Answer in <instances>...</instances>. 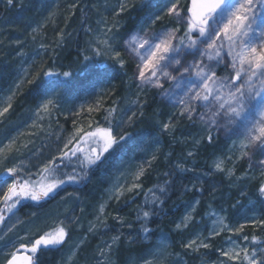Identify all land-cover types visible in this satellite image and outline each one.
Instances as JSON below:
<instances>
[{
    "label": "rangeland",
    "instance_id": "obj_1",
    "mask_svg": "<svg viewBox=\"0 0 264 264\" xmlns=\"http://www.w3.org/2000/svg\"><path fill=\"white\" fill-rule=\"evenodd\" d=\"M90 1L93 9V28L89 38V41H92V55L104 62L105 69L102 71L104 73L112 64L116 68L125 70L123 81L126 82L127 93L119 104L115 103L107 108L104 103L108 101V95L112 91L107 93L109 86L107 89L99 88L102 81L94 85L96 87L93 91L88 89L78 93L77 86L74 87L70 83L66 86L60 84L71 77L43 75L44 72H52L59 66L53 59L55 57L53 49L69 37L71 33L67 25L69 14L77 6L83 5V0H14L11 6L7 4V0H0V111L8 108L7 112L0 115V149L12 148L8 153V159L0 161V182L4 180L11 182L5 173L8 167L20 169L19 179L39 176L33 183L40 180L41 176L38 173L49 159L60 155V149L69 139L77 135L78 129L96 131L98 128H111L114 135L129 133L124 141L115 146L111 155L105 154L106 160L88 171V178L83 182L65 183L39 201L31 199L20 201L15 210L6 216L5 224L0 225V235L4 237L0 240V264H3L8 254L15 251L20 244H27L34 239L38 231L50 232L58 226L70 228L71 239L61 248H49V253L41 251L40 258L45 257L41 264H65L71 249L81 240L85 243L74 264H97V261L100 264H107L109 258L99 256L97 251L99 248L112 243V237L116 235L121 236L122 242L119 245L124 246L128 245L129 236L135 238L131 229V216H116L108 210L109 206L117 205L132 192L125 191L118 200L109 199L114 187L122 185L127 188L139 183L141 177L137 180L136 173L141 167L146 171L154 161L160 159L165 162L169 158L173 167L180 163L184 168L190 169L180 172L175 167L179 173L175 182L179 194L200 185L205 193H209V197L205 201L203 213L194 218L187 228L178 229L177 225L181 224L184 217L189 214L195 216L197 205L200 203H196L197 199L189 203L169 230L160 231L151 244H161L166 248L167 253L178 254L168 258L170 264H174L177 259H180L182 264H238V261H229L222 252L231 251L237 246L251 248L253 245L249 241L253 235L259 240H264V224L259 223L264 221V203L254 199L255 193L249 194L252 199L247 192L253 183L259 182L261 172L264 171L256 165V161L261 157L258 153L252 155L251 163L256 165L255 167H249L247 157L238 159L243 151L240 142L243 140L245 129L240 128L237 134L232 135L224 128H217L208 123V118L211 116L209 108H198L199 113L208 114L205 116V121H201L199 115L195 117V124L181 117L180 105L177 101L183 95L182 83L177 86L176 80L164 77L159 72L157 79L163 84V88H158L154 84L141 85L137 80V64L141 61L130 51L125 42L134 35L151 39L155 33L169 32L176 28L180 29L177 35H183L186 25L178 24L175 16L167 14L171 0ZM121 2L127 5L124 12H120L119 9ZM180 4L183 14V11L190 6L188 0H180ZM132 9H141L144 16L134 29L127 31L126 23L123 22L124 15ZM157 16L160 19H156ZM98 21L106 23L98 24ZM105 28H112L110 35H114L111 42L114 51L97 55L94 51L95 41ZM146 48L147 45L145 49H140L137 45V51L141 53H144ZM117 51L120 53L119 59L123 62V67L115 59ZM228 51V46L225 45L221 56L226 57ZM180 58L182 63L193 62L192 56L187 53H182ZM51 59L54 61L52 67H50ZM204 62L216 67L219 76L230 75L228 71L221 70L223 63L219 66L215 65V58L212 61L205 59ZM177 68L179 66L173 64L166 70L172 76L179 78L180 72ZM29 80L33 82L29 83ZM53 83L57 85L59 92L57 96L52 94ZM29 89L34 93L28 94V104L18 112H14L13 104L16 97L23 95ZM151 92L157 95L155 98L160 105L153 111L154 113L146 115L144 107L148 103L146 98ZM226 93L227 89H224L222 94ZM111 94L114 96L113 92ZM49 98L54 100V105L49 111L44 112L40 105ZM89 107L94 110L89 112ZM113 109L115 111L109 115V111ZM140 112H143L142 116ZM133 113H136V116L129 123V117ZM97 115H99L98 119ZM257 118L259 119L258 116ZM165 122L172 123L175 129L173 135L162 129L161 125ZM145 123L148 124L144 125ZM232 127L229 125V128ZM137 132H140L139 136ZM211 132L215 137L221 138L224 144L221 147H213L214 150L211 152H203L202 141ZM134 134L138 136L135 139H133ZM96 139L99 141V137ZM195 140H200V143L195 144ZM100 143L102 145V142ZM95 144L96 142L90 141L89 145L84 146L85 152L89 146ZM188 152H192L193 156L189 157ZM153 155L157 157L156 160H153ZM225 157L231 158L226 159L224 164L225 168L232 170L231 178L226 173L216 172L213 167L217 158ZM58 162L59 160L56 163L59 169L55 173L56 177L66 178L61 174L71 173L74 168L80 170L75 157L71 161L63 160L59 165ZM220 182L222 185L216 187ZM0 186V196H2L6 191V185L0 183ZM241 190L246 193L247 199H243ZM102 204L106 207L101 215L99 208ZM193 208H195L194 212ZM98 215L105 222L109 217L112 218L115 223L112 227L115 234L106 239H96L87 247L86 244L91 238L97 237L102 227L97 223ZM117 217L123 222L121 219H115ZM221 218L223 224L215 223ZM90 224H96L97 230L93 233L88 232ZM191 225L193 226L189 231ZM9 227H12L10 232ZM213 232L219 234H212ZM245 236L249 237V241L244 240ZM192 240H196L197 244L201 241L208 243L209 248L200 247L198 251L185 249L183 245ZM113 247L114 252L110 259L112 264H119L115 255L119 246ZM145 251L146 249L137 256L145 254ZM93 253H96L95 258ZM197 254L206 255L205 257L209 259L214 256L216 258L211 262L195 263L191 257H196ZM52 257L54 258L48 259ZM136 257L131 256L126 262L130 259L134 261Z\"/></svg>",
    "mask_w": 264,
    "mask_h": 264
},
{
    "label": "snow or ice",
    "instance_id": "obj_2",
    "mask_svg": "<svg viewBox=\"0 0 264 264\" xmlns=\"http://www.w3.org/2000/svg\"><path fill=\"white\" fill-rule=\"evenodd\" d=\"M13 3L14 0H7L9 6ZM126 8V3L121 2L119 4L120 12H124ZM167 14L175 16L178 24L186 25L183 35H177L180 29L176 28L169 32L155 33L151 39L134 35L125 42L130 51L135 53L141 61L137 64V80L140 81L141 85L154 84L158 88H163V84L157 79L159 72L164 77L176 80L177 86L182 83L183 95L177 101L180 105L179 115L192 121L193 124H195L197 115L201 121H205V116L208 114L198 112V108L205 107L209 108L211 112L207 122L217 128H224L232 135L237 134L240 128L245 129L243 140L240 142V148L243 151L238 159L247 157L249 167L259 165L264 169V0H192L191 7L183 11V14L180 0H171L170 6L167 7ZM156 19H160V17L157 16ZM102 22L106 23L105 21H98L97 23ZM88 31L91 32L92 29H88ZM110 33H112V28H105L96 38L95 54L100 55L114 51L111 43L114 35H110ZM86 43L91 47L92 41ZM137 45L140 49H145L147 45L145 52L137 51ZM225 45L228 46L229 51L226 57H222L221 52ZM182 53L192 56L193 62L191 64L182 63L180 58ZM119 58L120 53L117 51L115 52V59L123 67V62ZM214 58L215 65L219 66L223 63L222 70L228 71L230 75L219 76L216 67L204 62L205 59L212 61ZM89 59L88 56L84 57L85 61ZM173 64L179 66L177 68V71L180 72L179 78L172 76L166 70ZM43 75L53 76L55 74L44 72ZM61 75L70 78L72 73L65 71ZM33 80H29V83H32ZM69 83L70 81L67 79L60 82L61 86H66ZM52 89L53 96L59 95L56 84H52ZM224 89H227L226 94H222ZM53 105L54 100L49 98L40 105V108L47 112ZM93 110L91 107L88 109L89 112ZM7 111L8 108L6 107L0 111V115ZM114 111V109L109 111V115H112ZM140 115L142 116L143 112H140ZM134 116L136 113L129 117V123L132 122ZM229 125L233 127L229 128ZM161 127L169 135L174 134L175 129L171 122H165ZM128 135L127 132L114 135L111 128H98L96 131L78 129L77 135L69 139L60 149V155L49 159L44 165L38 173L41 179L35 183L30 179H19L20 169L17 167L6 168L5 173L11 182L9 183L8 180L0 182L6 185V191L0 196V202L4 204V207L0 208V225L5 224V212L12 213L22 199L39 201L48 197L50 193L55 192L65 183L79 184L86 180L88 171L106 160L105 154L111 155L115 146L124 141ZM97 137H99V141H97ZM206 139L208 143H212L215 138L209 134ZM90 141H94L96 144L89 146L85 152L84 146L89 145ZM194 143L199 144L200 140H195ZM11 151V147L6 150L0 149V161L7 160L8 153ZM257 153L261 158L256 161V165H253L251 163L252 155ZM187 155L191 157L193 153L188 152ZM73 157L78 161L80 170L77 171L74 168L71 173L61 174L62 177L66 178L56 177L55 173L59 171L56 167L57 161H71ZM156 159L157 157L153 155V160ZM226 159L231 158H217L213 167L216 172L226 173L231 178L233 176L232 170L224 167ZM175 167L180 172L190 171L180 163L176 164ZM144 174L145 169L141 167L136 173V179L138 180ZM164 175L170 177L172 174L165 173ZM170 184H174V181L165 180L162 185L156 187V190L149 189V192L152 193V207H146L138 213L137 219L141 223L140 230L136 233L135 238L129 236L127 241L129 245L150 241L153 233L148 223L151 217L156 214L155 206L164 203L161 195L169 190ZM141 187L140 183H134L127 188L117 185L109 199L118 200L125 191L133 192ZM200 190L203 191L202 188ZM157 192L161 195H157ZM241 194L246 195L243 190H241ZM255 194L258 198H264V171L261 172ZM196 203L198 204L199 201ZM105 207L104 204L100 206L99 213L101 215ZM194 211L195 208H193ZM193 220L194 217L189 214L184 217L181 224L177 225V228H187ZM121 222H123L122 219ZM97 223L101 226H107L106 222L101 220L100 215L97 216ZM215 223L223 224V219L221 218ZM259 223L264 224V221ZM12 227L8 228L9 232L12 231ZM96 230V224H90L88 232L93 233ZM212 234L219 233L213 232ZM3 238V235H0V240ZM69 239H71V229L64 226H58L50 232L38 231L34 239L27 244H20L18 249L10 252L4 264H35L33 257L38 256L42 249L61 248L68 243ZM244 240L249 241V237L245 236ZM121 242L120 235L113 236L112 243L97 250L99 256H107L109 258L107 264H112L110 257L114 252L113 246H119ZM249 242L253 245L251 248L237 246L233 247L231 251H223L222 255L227 257L229 261H238V264H264V240H259L253 235ZM84 243L85 241L81 240L71 249L65 264H74ZM183 247L198 251L200 247L209 248V244L203 241L197 244L196 240H192ZM20 249H24V252L22 253ZM95 255L96 253H93V258ZM172 255L178 254L167 253L166 248L161 244L149 243L146 246L145 254L137 256L134 261L130 259L126 264H170L168 258ZM97 264L100 262L97 261ZM174 264H182V261L177 259Z\"/></svg>",
    "mask_w": 264,
    "mask_h": 264
},
{
    "label": "trees",
    "instance_id": "obj_3",
    "mask_svg": "<svg viewBox=\"0 0 264 264\" xmlns=\"http://www.w3.org/2000/svg\"><path fill=\"white\" fill-rule=\"evenodd\" d=\"M83 5H79L74 10L71 11L73 13L72 18L68 20V29L71 30L70 35L67 39H65L60 44H57L55 48L53 49V53L55 55L54 59L56 62H58L59 66L54 68L52 73L54 77L63 78L64 76L61 75L62 72L68 71L72 73L70 80V84L72 86H77V89L79 90L78 93L90 89L93 91V89L96 87L94 85H98L99 81L101 82V85L99 88L104 87L108 88L109 93L110 91L113 92L114 97L118 95L117 98H122L123 93L122 89L124 88L123 84V78L125 75V70L123 68H116L113 64L110 67H107V71L104 73L102 72L105 67H103L104 62L100 59H98L96 56H88L90 57L89 60H84V54L86 52V44L85 41L88 40L91 36V32L88 31V29H92V23H93V9H92V3L90 0H83ZM70 13V14H71ZM141 9H132L129 11L126 15H124V21L126 23L125 30L131 31L134 29L140 21L143 19ZM76 23L77 25L74 26V28H71L73 23ZM85 39V40H84ZM83 61L84 63H81ZM72 64V66H69ZM84 64H86L84 66ZM222 70V69H221ZM220 72V71H219ZM92 84V85H91ZM28 92V93H26ZM23 93V95L16 97L14 104H13V111L18 112L21 108L25 107L28 104V94L32 95L34 93L33 90H28ZM111 92V93H112ZM109 95H112V94ZM156 95V94H155ZM157 96V95H156ZM115 101H117L116 98L114 100L108 99L104 103V106L111 107L115 104ZM111 105V106H110ZM160 105V102L154 97L150 102L147 103V105L144 107V111L146 114H150L153 111H155ZM103 110V109H101ZM154 113V112H153ZM99 118V115H97V119ZM148 123H145L144 125H147ZM138 136L140 135V132L136 133ZM214 138V133H209ZM208 134V135H209ZM207 135V136H208ZM134 134L133 139L138 137ZM206 136V137H207ZM205 137V142L207 145L203 144L202 149L212 148L215 147L214 144L208 143L207 139ZM171 159H167V161H161L158 159L156 161V164H153L149 166L144 176L141 179V182L146 181H154V183L158 185H162L165 180H172L174 181L175 177V171L173 169V166L170 163ZM61 163V161L58 162V165ZM242 164V163H241ZM57 165V166H58ZM165 173H171L172 175L165 176ZM157 176V177H156ZM39 177V176H38ZM36 178H28L32 182L36 180ZM176 181H174L175 183ZM256 183H253L252 186L249 187V194L255 193L256 189ZM169 190L161 195L159 192H157V195H161V199L164 200V203L162 205L157 204L155 206L156 214L151 217L148 226L152 229V237L150 241L147 243H144L145 241L135 244V245H119L118 249L115 251V255H117V262L119 264H123L126 262L128 258L131 256L136 257L140 252L146 249V246L149 243H153L155 240V237L159 234L160 231H167L169 230L175 223L176 220L179 218L181 213L183 212V206H186L187 203L192 202L193 200L197 199L201 206L197 212V215L202 212L203 213V207H205V201L208 199V194L205 193L206 191L203 189V191L196 189L193 187V189L190 192H186L183 194L177 193V195L174 196L173 193V184H170L168 186ZM156 190V189H153ZM247 195V196H248ZM257 199V201L260 203L261 201L264 203V198H258V196L254 195ZM246 195H244V198ZM132 200V202H130ZM151 200H152V193L149 192H139L136 193L133 196H126L124 197L121 202H119L117 205L109 206L108 210L112 214L116 216H131V229L133 230L135 236L136 233L140 230L141 223L137 219L138 213L142 212L146 207L151 208ZM133 204V205H132ZM29 206V205H27ZM135 206V212L132 213L130 211V207ZM4 204L0 202V208H3ZM15 210V209H14ZM137 211V212H136ZM9 213L5 212V217ZM196 216V215H195ZM197 217V216H196ZM106 227L102 226L101 229H99V232L97 234V237H93L90 239V241L86 244L87 247L92 245L96 239H106L112 235H114V230L112 227L115 226V223L113 222L112 218H108L106 222ZM112 229V230H111ZM85 248V247H83ZM43 252H49V248L46 250H42ZM40 253H38V256H34L33 259L35 261V264H41V258ZM216 258V256H214ZM213 257H210L206 260V262H211L215 260Z\"/></svg>",
    "mask_w": 264,
    "mask_h": 264
},
{
    "label": "bare ground",
    "instance_id": "obj_4",
    "mask_svg": "<svg viewBox=\"0 0 264 264\" xmlns=\"http://www.w3.org/2000/svg\"><path fill=\"white\" fill-rule=\"evenodd\" d=\"M74 10V9H73ZM71 13V12H70ZM72 16H73V13H71V14H69V19L70 18H72ZM77 24L74 22L73 24H72V26H70L71 28H74V26H76ZM93 26V25H92ZM85 40V39H84ZM88 40H86L85 41V44H86V52H85V54H84V56L86 55V56H90V57H92L93 55H92V53H93V50H92V46L90 47L89 45H88V43H86ZM54 59V58H53ZM53 59H51V61H50V67H52L53 66V64H54V61H53ZM86 64H84V66H85ZM69 66H72V64H70ZM123 84H124V88L122 89V93H123V96H122V98H117L118 97V95L117 96H113V95H108L109 96V98H110V100H114V98H116L117 99V101H115V103L116 104H119L123 99H124V97H125V95H126V93H127V87H126V82L125 81H123ZM113 96V97H112ZM155 97V95H154V93H149L148 94V96H147V101L148 102H150L151 100H152V98H154ZM144 113L146 114V112L144 111ZM147 115V114H146ZM141 118H143L144 119V117H141ZM202 143L203 144H205V145H207L206 144V142H205V140H203L202 141ZM211 144H214V146H217V147H221L223 144H224V142H223V140H221V138H217V137H215V139H214V141L211 143ZM214 149H213V147L212 148H207V149H204L203 150V152H211V151H213ZM153 164H156V161H154L153 162ZM152 164H150L149 166H151ZM148 166V167H149ZM173 169H174V171H175V175H174V177H175V179H174V181H177V177L179 176V173L176 171V169H175V167H173ZM143 177V176H142ZM142 177L140 178V180H139V183L142 185V187L141 188H139L138 190H135L134 192H132L131 194H129L128 196H133V195H135L136 193H139V192H149V189H156V187H157V184L156 183H154V181L152 180V182L151 181H146V182H141V179H142ZM222 184H221V182L220 183H218L217 185H216V187H219V186H221ZM0 188H1V186H0ZM195 188L196 189H198V190H200L202 187L200 186V185H196L195 186ZM193 189V188H192ZM203 189V188H202ZM172 190H173V193H174V196L175 195H177V191H176V184L174 183L173 184V188H172ZM191 191V190H190ZM190 191H188V192H190ZM149 193H151V192H149ZM127 196V197H128ZM250 196V195H249ZM126 197V196H125ZM252 199H253V197L252 196H250ZM243 199H247V198H244V196H243ZM255 199V198H254ZM257 201V200H256ZM130 202H132V200L130 201ZM258 202V201H257ZM133 205V204H132ZM189 205V203H187L186 204V206H183V210L182 211H184L186 208H187V206ZM200 206H201V204L199 203L198 205H197V210H196V212H195V214L194 215H196L197 217L199 216V214L197 215V212H198V210H199V208H200ZM135 206L134 207H130V211L132 212V213H134L135 212ZM202 211H204V207H203V210ZM137 212V211H136ZM202 213V212H201ZM114 215V214H113ZM196 216H194V218H196ZM192 226L193 225H191L190 227H189V231L192 229ZM16 250V249H15ZM49 253V252H48ZM48 255V254H47ZM206 255H198L197 254V256L196 257H191V259L195 262V263H199V262H202V261H206L207 259H208V257H205ZM44 258L45 257H42V259L44 260ZM54 257H52V258H48V259H53ZM42 259H41V261H42Z\"/></svg>",
    "mask_w": 264,
    "mask_h": 264
},
{
    "label": "water",
    "instance_id": "obj_5",
    "mask_svg": "<svg viewBox=\"0 0 264 264\" xmlns=\"http://www.w3.org/2000/svg\"><path fill=\"white\" fill-rule=\"evenodd\" d=\"M191 2H192V0H189V5H190V7H191ZM19 248V247H18ZM20 251L23 253L24 252V249H20ZM25 254H27V253H25Z\"/></svg>",
    "mask_w": 264,
    "mask_h": 264
}]
</instances>
